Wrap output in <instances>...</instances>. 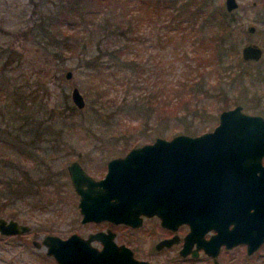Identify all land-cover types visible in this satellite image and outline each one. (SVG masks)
Masks as SVG:
<instances>
[{"label":"rangeland","instance_id":"rangeland-1","mask_svg":"<svg viewBox=\"0 0 264 264\" xmlns=\"http://www.w3.org/2000/svg\"><path fill=\"white\" fill-rule=\"evenodd\" d=\"M214 1L224 8V0ZM236 1L238 6L232 11L233 20L228 34L232 49L226 52L228 62L217 74L220 76L223 97L219 96L220 102L212 99L208 114L181 121L175 127L177 130H174V134L196 135L201 133L200 130H211L217 123L219 111L236 104L241 105L242 111L264 118V22H261L264 19V0ZM37 2L39 0H0V45L13 50L7 70L0 71L4 75L1 81L7 79L9 85L11 82L20 85L25 93H0V136L16 146L12 145L10 150L0 144V159L21 161V166L12 172L18 180L23 175L22 169L34 178L41 173L45 176L58 172L63 174L70 160L90 166L102 152L107 156L104 159H107L123 154L125 150H122V145L126 144L127 147L157 136L169 138L174 135H168L170 130L166 123L160 122L146 127L143 124L145 129L141 133H133L129 140L122 139L120 133L126 127L121 130L120 124H112V120L108 121L104 114H98L96 104L91 102L94 94L89 92L88 86L85 88L87 83L82 82L84 75L76 66L77 60H62L56 53L45 49L44 43L34 36V24L41 15L38 7H35ZM247 24H254L253 33L246 32ZM142 26L144 31L151 29L144 23ZM155 37L153 34L146 39V52L156 51ZM246 42H255L262 48L259 60H240V48ZM174 64L176 72L179 61ZM66 71L71 72L69 78L65 77ZM72 86H76L84 97L85 104L81 109L75 108L70 100ZM28 91L30 94H26ZM109 95L120 99L123 94L113 88ZM16 96L20 98L16 99ZM225 97H228V104L222 102ZM18 102L25 107L23 111L18 108ZM215 108L222 109L216 111ZM128 123L134 125L137 122L131 120ZM182 125H186L185 131H180ZM19 149L24 155L19 153ZM100 149L103 151L100 152ZM261 160L264 164V155ZM65 173L59 180L66 183L62 194H54V182L42 186L47 181L43 179L38 181L41 185L34 197L14 201L12 194L9 199L0 201V216L27 223L31 228L20 238L0 237V264H56L44 253L43 247H32L29 239L40 240L47 233L64 237L69 233L68 222L78 218L77 197L72 193ZM91 175L98 177L102 175V170L91 171ZM35 203L42 208H32L31 204ZM47 204L52 208L56 205L58 209H44ZM231 255V264H264V242L251 255L246 256L243 246L233 248Z\"/></svg>","mask_w":264,"mask_h":264},{"label":"trees","instance_id":"trees-1","mask_svg":"<svg viewBox=\"0 0 264 264\" xmlns=\"http://www.w3.org/2000/svg\"><path fill=\"white\" fill-rule=\"evenodd\" d=\"M35 7L41 15L34 36L62 60H77L98 114L120 124L121 130L126 127L122 139L160 122L172 135L181 121L201 118L209 113L212 99L220 102L219 96L223 97L217 74L231 50L230 14L214 0H39ZM143 23L151 29L144 31ZM153 34L156 51L146 52V39ZM12 52L0 45V71L7 70ZM2 77L0 73V93L25 94L20 85H9ZM113 88L123 94L120 99L109 95ZM179 128L185 131L186 125ZM0 144L10 150L15 146L1 136ZM16 162L0 159V201L12 194L14 201L34 197L38 181L48 180L42 173L34 178L23 169L18 180L12 173L21 166L20 160Z\"/></svg>","mask_w":264,"mask_h":264},{"label":"water","instance_id":"water-1","mask_svg":"<svg viewBox=\"0 0 264 264\" xmlns=\"http://www.w3.org/2000/svg\"><path fill=\"white\" fill-rule=\"evenodd\" d=\"M236 6V0H224L226 11ZM252 30L249 24L248 31ZM260 54L254 43L241 48L243 59H258ZM70 76L66 71L65 77ZM69 96L76 108L84 107V97L76 86L71 87ZM263 155L264 118L246 113L236 104L219 111L211 130L157 136L152 143L132 147L124 156L110 159L98 180L86 175L75 161L67 171L80 195L83 221L108 217L133 224L139 213H155L162 221H190L195 211L208 215L217 230L210 241L212 255L220 244L231 247L238 243H244L247 254H251L264 242ZM159 204H168L175 214H165ZM228 223H232L231 228L226 227ZM27 229L25 224L0 217V233ZM79 242L75 235L60 238L45 234L41 239L46 253L59 264H150L134 259L123 245L113 248L109 243L97 250L84 240L77 249Z\"/></svg>","mask_w":264,"mask_h":264},{"label":"flooded vegetation","instance_id":"flooded-vegetation-1","mask_svg":"<svg viewBox=\"0 0 264 264\" xmlns=\"http://www.w3.org/2000/svg\"><path fill=\"white\" fill-rule=\"evenodd\" d=\"M237 6L235 8H237ZM233 10L227 11L230 14L229 34L231 31V25L233 20L232 17ZM263 11H264V5H263ZM262 21L264 22V19L261 20V22ZM251 25L253 26V30L251 32L248 31L249 24H247L245 27V30L248 34L253 33L255 30L254 24ZM251 43H254L257 46H259L255 42H246L242 46ZM241 48H240V60L242 62H247L251 60L257 61L260 59L262 55V48L259 46L261 50V54L258 59H253V58L243 59L241 55ZM153 141L154 139L146 142L142 141L137 144H131L130 146L127 147L126 144L122 145L124 147L122 150H125L123 154L113 155L107 159H104L107 156H104L102 152L100 156L98 155L96 162L94 164H90V166H87V164H84V162L82 163L74 159L70 160L65 167L66 173L65 171L64 173L65 176H67V180L70 183L71 189L73 191L72 193L77 197L76 208L78 211V218L77 217L72 218L68 222L69 233L64 237H61L57 234H51V233H47V234L55 235L60 238H66L71 235H75L77 238L80 239V242L75 247L77 249L81 247L79 244L80 243L83 244L84 240H87V245L90 248H94L97 250H100L104 244H109V243L111 246L113 244V248L114 246L123 245L130 250L131 256L134 259L146 261L150 264H207V262H209V264H231L229 262V260H231L233 257L231 255V250L237 246L244 247L246 256L254 253L255 250L251 254H247L246 245L244 243H238L231 247H226L224 244H220L217 248L216 253L212 255L211 252L213 247L211 246L212 243L210 241H211V237L217 233V230L214 227L211 219L208 218V215L197 213L195 211L191 212V214L193 215V219L190 221L187 220L177 221L176 219L175 220L166 219V221H162L160 216H158L155 213L150 215L139 213L137 216L138 218L134 220L133 224L124 223L121 221H115L114 219H110L108 217H103L97 220L94 219L85 220V221L82 220V214L80 213V208L78 206L80 195L75 191V189L72 186V183L68 175L67 166L71 162L75 161L78 163V165L86 175L90 176L95 180H98L104 176L107 170V162L110 159L116 157H122L130 148L140 146L142 144L152 143ZM101 151L103 150L100 149V152ZM47 168L48 166L46 165V169ZM100 169L102 170V175L98 177L91 175V171L92 172L95 170L100 171ZM57 174L60 175L61 173L58 172L51 174L55 176L47 175L48 176L47 181L49 184H52V182L55 183L54 194H58V193L62 194L65 192L66 183L64 181H60V182L57 181L56 180V178H58ZM63 174H61L60 176L64 177ZM84 187L85 186H83V188ZM35 204H31L32 208H34L35 206L37 208H42L40 204H36V205ZM180 205L182 204H179V206ZM54 206L55 207L53 208L48 207L47 204L45 205L44 209L57 210L58 207L56 205ZM172 206H174V204H172ZM157 207L164 210L165 214L167 213V215L170 214L172 215L175 214L176 212L175 209H173V212L170 211L168 209L169 207L168 204H159L157 205ZM189 207L196 208L197 205L189 204ZM199 216H201V219H199L200 218ZM0 217L3 218L2 216ZM5 220L6 221L14 220L18 224H25L28 226V229L19 233H0L1 238H6V237L20 238L25 233H29L31 230L30 226L27 223L19 222L14 218H7ZM226 227L231 228L232 223H228ZM95 234H100V235H98L99 237H97L95 236ZM41 239L37 240L35 238H30L29 241L32 247L36 249L43 247L45 249L44 253L49 257H51V259L56 264H59L52 254L46 253V247L41 244ZM36 243H38L39 245H36Z\"/></svg>","mask_w":264,"mask_h":264}]
</instances>
